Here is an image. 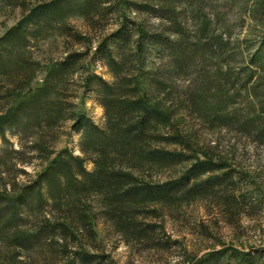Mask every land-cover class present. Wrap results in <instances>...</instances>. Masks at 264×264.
Wrapping results in <instances>:
<instances>
[{
    "label": "trees",
    "instance_id": "obj_1",
    "mask_svg": "<svg viewBox=\"0 0 264 264\" xmlns=\"http://www.w3.org/2000/svg\"><path fill=\"white\" fill-rule=\"evenodd\" d=\"M183 4L196 30L182 20ZM0 8L21 12L0 38V137L6 144L8 133H18L25 143L0 154V242L10 249L0 253V264H106L98 219L129 244L165 250L176 243L164 241L165 221L185 206L205 202L231 224L250 207H264L259 188L249 194L238 187L232 154L201 145L191 125L237 128L264 142V38L238 44L224 18L227 29L217 33L204 0H0ZM250 11L264 16V3L254 0ZM115 14L117 28L94 52L73 48L88 40L69 22L73 17L105 29ZM154 16L158 26L148 18ZM52 36L69 53L16 102L42 71L33 44ZM93 61L114 80L93 71ZM75 78L84 89L80 103L71 92ZM92 92L104 109L102 125L85 106ZM242 93L244 111L237 104ZM67 123L80 135L79 154L55 151ZM29 155L44 168L26 182L19 180L30 176L23 168L11 177ZM201 229L210 237L207 225ZM232 259L264 264V253L227 246L197 264Z\"/></svg>",
    "mask_w": 264,
    "mask_h": 264
},
{
    "label": "rangeland",
    "instance_id": "obj_2",
    "mask_svg": "<svg viewBox=\"0 0 264 264\" xmlns=\"http://www.w3.org/2000/svg\"><path fill=\"white\" fill-rule=\"evenodd\" d=\"M204 1L207 15L217 23V33H221V30L227 29V26H224V24L228 25L229 23L231 26L229 31L232 34L234 42L240 44L242 40H247V42L245 41L246 43L263 40L264 16L258 15V19H255L253 13L250 11L254 5V0ZM259 1L264 3V0ZM186 6L185 4L182 6L183 10H185L182 20H184L189 28L196 30L199 23L196 24L197 21H194L190 13L191 11L185 8ZM246 6L247 10H245ZM130 14L131 17L137 16L134 11H131ZM20 17V10L16 9L10 12L8 9L2 10L0 8V38L10 27L18 22ZM148 18H150V22L154 25L158 26L161 23L160 19L155 16ZM223 18L224 20L227 19L228 23L220 22L223 21ZM69 22L79 33L86 35L88 39L80 45H74L73 48L79 49L82 52H94L99 42L106 35L115 31L119 21L117 14L113 15V17H110V21L105 29L93 28L92 24L81 16H75ZM164 24L168 26L167 23ZM246 43L244 45H247ZM33 45L32 53L35 58L42 62V71L33 82L31 89L17 98L16 102L28 98L43 82L48 68L69 53L60 36H52L47 40L36 41ZM92 56L93 54L90 53L85 58L86 65L89 66L88 63ZM91 67L93 71L102 75L107 81L112 82L114 80L113 76L107 73V68L102 67L99 63L93 61ZM77 78H75V84L71 86V92L76 97V103H80L84 99V89L79 87L80 81ZM244 98L245 93H242L241 99L237 103L242 108L241 110L244 109ZM85 106L89 117L96 124L102 125L105 120L104 109L96 101L93 92L90 93L88 98L86 97ZM191 125L197 131L201 145L204 147L218 146L219 151L223 154H232L231 156L234 158L232 161L233 167L236 168L241 176L238 187H240L242 192L245 191L252 194L255 193L254 188L257 187L259 188L258 192L264 193V142L259 141L254 136L247 135L243 131H239L237 128L219 127L213 130L204 127L198 120H192ZM70 126L71 124L67 123L65 128L62 129L61 137L55 145L57 153L68 149L75 154H79L76 149L80 141V135H77ZM7 138L9 143L5 144L0 137V154L11 148L17 150L21 149L22 145L25 146V143L21 141V135L18 133H8ZM26 160L24 164L20 162V159L18 160L19 162L13 169L11 177L19 169L23 168L30 176L20 174L19 180L21 182L29 181L46 165V163L43 164L33 159L30 155ZM86 167L88 170H92L94 164L89 160L86 163ZM2 169L3 167H1L0 171ZM251 198L253 200L255 197ZM205 225H207L211 233L210 237L200 232L201 228ZM96 228L98 230V241L101 244L100 252L108 256L109 261L106 264H112V262L114 264H197L199 259H202L210 252L227 246H233L236 250L244 253H264L263 206L255 209L250 207L248 212L237 217L234 224L225 221L216 208L209 206L205 202L200 201L185 206L182 214H178L175 219L167 218L165 221L166 234L163 236L164 241L172 240L176 242L169 249L165 250H142L135 243L129 244L119 234H116L103 219H98ZM7 250L10 249L0 242V253H6ZM190 253L193 254L192 259L189 256ZM25 256L27 255L24 254ZM219 264L238 263L232 259V261H222Z\"/></svg>",
    "mask_w": 264,
    "mask_h": 264
}]
</instances>
